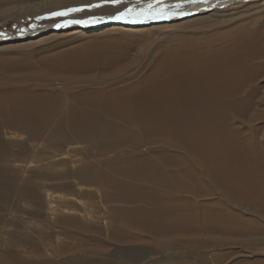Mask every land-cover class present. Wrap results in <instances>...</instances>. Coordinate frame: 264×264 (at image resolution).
Masks as SVG:
<instances>
[{"label":"bare ground","instance_id":"6f19581e","mask_svg":"<svg viewBox=\"0 0 264 264\" xmlns=\"http://www.w3.org/2000/svg\"><path fill=\"white\" fill-rule=\"evenodd\" d=\"M14 1L17 0H0V5ZM93 1L97 0H35L20 6L11 4L4 10L1 8L0 13L35 15ZM243 1L141 0L103 5L100 12L55 19L34 33L51 26L58 31L72 27L83 28L85 32L98 31L109 21L138 27L170 23L184 17L227 13L234 8L232 4ZM249 1L264 5V0ZM252 19L229 30L215 31L217 27L205 25L164 37L165 45L156 50L152 64L143 67V73H134L133 78L111 84L100 82L103 84L98 86H75L63 92L53 88L67 98L63 110L59 94L48 92V81L65 84L96 76H117L148 49L162 32L161 27L138 35L137 41L130 44L114 40L111 46L107 45L110 41L104 40L99 42L105 44L101 49L88 54L51 56L40 66L13 63L0 66V176L11 177L4 185L6 190L18 183V170L6 165L10 157L30 166L45 158L41 146L48 145L59 152L72 145L70 150L84 155L77 169L64 172L56 169L55 165L68 162L62 156L48 160L42 166L44 170L26 178L27 185L32 182L31 189L26 184L22 188L31 191L28 196L38 198L40 208L46 201L37 194L41 186L47 185L35 184L32 178L75 177V182L50 186L55 191L78 192L86 198L98 193L80 185L99 190L110 187L116 189L115 194L104 193L103 200L152 204L150 209L144 205L111 207L112 214L123 219L126 226L108 225L107 229L109 236L119 243L141 241L146 254L154 248L150 242L170 247L177 239L187 237L188 245L200 247L204 242L208 249L222 243V239L243 244L257 241L259 237L254 234L262 229L261 223L256 217L249 218L246 212L264 208V127L254 125L257 119H264V110L256 109L258 97L263 93L258 82L264 78V20ZM26 37L0 33V44ZM58 114V120L54 121ZM14 130L26 136L8 143L3 132ZM34 142L38 143L37 148L32 145ZM142 146L150 148L143 151ZM52 152L54 155L55 151ZM110 152L116 154L109 155ZM199 198L202 201L197 202ZM78 218L69 213L61 219L66 224L65 235L77 239L78 245L88 244L86 237L104 232L102 225ZM45 225L49 230V224ZM48 230H39L38 238L31 240L18 237L16 242H4L6 248H0V264H113L85 256L108 251L97 240L94 246L85 245L82 255L72 250L69 253L73 257L58 258L63 254V244L50 245L55 242L50 240L55 233ZM199 236L204 238L203 242L192 241ZM23 246L25 256L21 253ZM49 247H54L50 256L57 255L55 259L43 255ZM112 252L130 261H138L144 253L141 246H117ZM217 258L220 256L213 259Z\"/></svg>","mask_w":264,"mask_h":264},{"label":"rangeland","instance_id":"374dc122","mask_svg":"<svg viewBox=\"0 0 264 264\" xmlns=\"http://www.w3.org/2000/svg\"><path fill=\"white\" fill-rule=\"evenodd\" d=\"M34 1L35 0H17L13 3H9L8 5H0V9L2 8L4 10V8L11 6V4H13V6H20L27 2L33 3ZM140 2L141 0H119V3L117 4H133ZM117 4L107 3L105 2V0H97L91 3H84L80 5L69 6L67 8L56 9L50 12H39L35 15L27 13L29 15L26 14L20 16L21 12L13 13L14 11L8 12L7 14L3 12L0 13V33L12 36L28 35V37H26V39L24 38V40L14 42L7 41L0 44V66L7 64L10 65L12 63L16 65L32 64V66H40L41 64H43L42 61L47 60L51 56L59 55L60 57L64 54H88V52L92 50L101 49V47L105 46V44L104 42H99L104 40L110 41L109 43H107V45L113 44L114 40H119L122 42L125 41L126 43L129 42L130 44V42L137 41L139 37L138 35L149 32L153 29H156L157 27H161L162 32L155 36V39L150 43V45H148V49L146 48L141 53V55L139 54L138 60L136 61L137 63L135 62L128 69L118 74L117 76H96L90 79H85L84 81L82 80L77 83L65 82V84L57 80L48 81V92L59 94L62 100L60 108L61 110H63L66 105L67 98L63 95V93L61 94V92L55 91L53 88L60 89L63 92L65 88H71L75 86V88H79L80 86L83 87L86 85L98 86L106 82L115 83L124 79L133 78L134 73H143L144 68L152 64L151 60H153L154 56L158 52L156 50H160L161 46L165 45L164 37L166 38L168 36H171L172 34H183L184 32L192 28L205 25L215 26L217 27L215 31H218L219 29L229 30V28H234L238 24L246 22L249 19L251 20L252 18V20L257 19L258 21H260V18L264 20V5H261V3L259 2H250L249 0H245L243 2L232 4V7L234 6V8L228 11L227 13H218L215 15H209L201 18H197V15H194L195 17H184L182 20L170 23H149L147 25H141L138 27L121 25L119 26L115 25L114 21H109L102 25V27L98 28V31L96 29V31L85 32L83 28H81L80 30L75 29V27H72L71 30L58 31V29H54V27L51 26L45 30L34 33L36 32V30L38 31L40 30V28L42 29L46 27L55 19H61L64 17L66 18V16L68 17L78 14H89L88 12L90 11L100 12L99 10L103 7V5L114 6ZM230 6H228V8ZM57 13H61L62 15H56ZM216 22L217 25L215 24ZM85 81H88V83H86ZM258 85L262 89L263 93L261 97H258L259 99L257 102L258 105L256 109L257 111H261L264 110V78H262L258 82ZM58 117L59 114L54 117V121H57ZM254 125L262 126L263 128L264 119H257ZM47 133H49V131ZM2 136L4 137L5 141L10 143L13 140L23 139L26 135L24 133L14 130L11 132H3ZM32 145L37 148L38 143L34 142ZM69 147L72 148L74 146L71 145ZM148 147L149 146H142L141 150H147ZM70 148H67V150L65 151L58 152L53 149L51 150L48 145L44 147L41 146L40 150L43 149L42 151H44L45 158L42 161L39 160L38 163L33 162L32 164H30V166L26 161L13 160V157H10L8 159L6 165L8 164L10 167H14L15 169H17L19 174L17 177L18 183L16 184V187L11 188V190H6V188L4 187V185L8 183V180H10V175L7 176L4 174V176H0V197L2 196L0 198V245H2L0 246V248L2 247L1 250H5L6 245L4 244L6 242H16V238L18 237L27 238L28 240H31L36 237L38 238V231L41 229L48 230L45 224H49L48 231L51 230L55 233V237H51L50 239L51 241L55 239V242H51L50 245H56V243L63 244V247H59H62L61 249L63 250V254L58 256V258L73 257L72 254L69 253L72 252V250L74 254L82 255L85 253L83 250L85 248V245L94 246V241L96 242L97 240L98 242H100L98 243V245H103L108 249V251L99 255H93L94 253H90L87 255L86 253L85 256H88L90 259L103 260L106 262L108 261L113 264H244L246 261H263L264 263V238L261 237L264 236V208H260L256 210V212H246V215L249 216V218L256 217L259 224L261 223L259 226H262V229L257 232V234H254L259 237L257 241L253 239L254 241L252 240V242L248 244H243L239 240L227 243V241H224L222 239V243L217 242V244H215L216 246L212 245L211 247H209V249L207 248V245L205 246L203 242V237H205V235H202L203 237L199 236L198 238H194L195 240H192L197 243L203 242L202 246L200 247L188 245L187 240L189 237H187V239L176 238L177 240L175 239L176 241H174L170 247L159 245V242L152 243L150 241H147L151 243L150 245L152 247H154L153 249L150 248L147 254L145 253L146 246H142L143 243L141 241H133L131 243L122 244L114 240L111 235L109 236V230H107L108 225H111L113 227L126 226V223L123 219L115 217L112 214L111 207H134V205H144V203L142 202L131 204L128 202H117L115 200L109 202L106 201L105 198V200H103L102 194H115L116 189H111L110 187L109 189L108 187H101L103 189L100 190H103L104 192L100 193V190L97 187H86V185H80V187L84 186L82 188H94L95 192L98 193L96 194V196H93L95 198H86L82 195L77 194L78 192L70 193L69 191L63 190L55 191L50 186L56 184L57 182L63 183V181L75 182V177H69L68 179H43V177H34L32 178V181L35 182V184L43 185L45 183L47 185L44 187L41 186V191L37 194V196L44 197L46 201V204L42 208H40V204L37 202L38 198L34 199V197L28 196V193H31V191L29 190L28 192L26 189H23L22 186L26 184V180L29 179L27 177L32 176V173L41 172L42 170H44V167L42 166H44V163L48 160H52L55 158L60 159L62 156H65L68 160L67 163H64L63 165H55V168L61 172L68 171L69 169L74 170L81 166L80 158L84 157L83 153L81 151H72L70 150ZM52 151H55L54 155H52ZM110 154L115 155L116 153L110 152L109 155ZM52 156L55 157L52 158ZM31 183L32 182H30V186ZM26 186L30 188L29 185L26 184ZM77 187L79 186L77 185ZM180 195L181 194H179V196ZM188 195L189 194L187 192V196ZM3 198L7 199L4 200ZM199 199V201L197 202L202 201L201 198ZM32 201L36 202L33 203ZM74 203H77L78 205H75ZM144 206L147 209L152 208V204H145ZM69 213L77 215V217H79L78 220L80 221H84L93 225H102V227L104 228V232L102 234L97 233V237L94 235H90L91 237H86L88 239V244L80 243L78 245L77 239L69 238L67 235H65L67 233L66 229L64 228L66 227V224L61 221L63 216H66ZM56 229H58V231ZM210 240H214L215 242L218 241V239L215 238H210ZM258 240L261 241L259 242ZM45 243L48 244L47 241ZM117 246L127 248H139L141 246L144 253L138 261H130L129 259L118 257L112 252L115 248H117ZM24 249L25 248L23 246L21 248L22 256H25L26 249ZM53 250L54 247L52 249L51 247L45 248L43 255L48 254L50 258L55 259V256L57 255L54 254L55 256H50V254L52 255V253H54L52 252ZM217 256H220V258H217V260L213 259Z\"/></svg>","mask_w":264,"mask_h":264},{"label":"snow or ice","instance_id":"6c2138e0","mask_svg":"<svg viewBox=\"0 0 264 264\" xmlns=\"http://www.w3.org/2000/svg\"><path fill=\"white\" fill-rule=\"evenodd\" d=\"M105 2L112 3V4H117V3H119V0H105ZM56 15H62V14L61 13H57Z\"/></svg>","mask_w":264,"mask_h":264}]
</instances>
